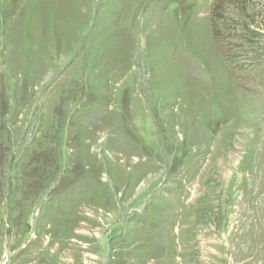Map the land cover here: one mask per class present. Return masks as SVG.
Masks as SVG:
<instances>
[{
	"label": "rangeland",
	"instance_id": "rangeland-1",
	"mask_svg": "<svg viewBox=\"0 0 264 264\" xmlns=\"http://www.w3.org/2000/svg\"><path fill=\"white\" fill-rule=\"evenodd\" d=\"M262 134L264 0H0V264H264Z\"/></svg>",
	"mask_w": 264,
	"mask_h": 264
},
{
	"label": "bare ground",
	"instance_id": "bare-ground-1",
	"mask_svg": "<svg viewBox=\"0 0 264 264\" xmlns=\"http://www.w3.org/2000/svg\"><path fill=\"white\" fill-rule=\"evenodd\" d=\"M237 96V95H236ZM233 97V96H232ZM238 97V96H237ZM239 99H241V97L239 98ZM242 102H243V99H242ZM244 103V102H243ZM231 105L234 107V109H233V111H232V113L231 114H228L226 117H225V119L226 120H230L231 122V125H230V127L228 128L229 130V132H231V131H233V129L234 128H236L237 126H236V119L235 118H237L236 117V114H237V116H240L242 113H245V110H244V106H243V104L240 102V101H238V99H234V98H232V100H231ZM246 114H248V113H246ZM251 117V116H250ZM238 119V118H237ZM239 119H241V117H239ZM249 120V119H248ZM245 121V120H244ZM247 121V120H246ZM242 122V121H241ZM244 123V122H243ZM248 123V122H247ZM252 123V122H251ZM241 125H243L242 123H240ZM245 124V123H244ZM249 125V124H248ZM248 125H247V127H248ZM251 125H253V124H251ZM236 126V127H235ZM244 127H245V125H243ZM242 127V126H241ZM241 127H239V128H241ZM249 127H250V125H249ZM251 128V127H250ZM237 129V128H236ZM242 129V128H241ZM252 129V128H251ZM250 129V130H251ZM235 130V129H234ZM243 130H245V129H243ZM247 130V129H246ZM245 130V131H246ZM254 130V129H253ZM261 130V129H260ZM239 131V130H238ZM235 132H237V130L235 131ZM242 132H244V131H242ZM247 132H248V130H247ZM259 132V131H258ZM232 133V132H231ZM238 133V132H237ZM251 133V132H250ZM228 134H230V133H228ZM227 134V135H228ZM233 134H234V132H233ZM244 134H246V133H244ZM254 134V133H253ZM255 134H256V132H255ZM242 135V134H241ZM261 135V134H260ZM263 135V134H262ZM230 136H231V134H230ZM233 136V135H232ZM250 136V135H249ZM256 136V135H255ZM254 136V137H255ZM264 136V135H263ZM229 137V136H228ZM259 137V136H258ZM240 138H242V136L240 137ZM247 138V137H246ZM245 138V139H246ZM249 139V138H248ZM251 140H252V138H250ZM249 139V140H250ZM256 139H259V138H255V142H256ZM260 140V139H259ZM262 140V139H261ZM240 141V139L238 140V142ZM241 143H242V141H240ZM239 142V143H240ZM250 142V141H249ZM257 142H258V140H257ZM240 143V144H241ZM245 143V142H244ZM263 143V142H262ZM246 145H247V143H245ZM257 144V143H256ZM260 144V143H259ZM244 145V144H243ZM249 145H251V144H248V146ZM258 145V144H257ZM263 145V144H262ZM241 146V145H240ZM260 147H261V145H260ZM245 148V147H244ZM248 149H249V147H248ZM256 149H257V147H256ZM246 150V149H245ZM247 152V151H246ZM260 152V151H259ZM263 152V151H262ZM250 152L248 151L247 152V154H249ZM252 153H253V151H252ZM257 153V152H256ZM261 153V152H260ZM254 154V153H253ZM261 154H263V153H261ZM261 154H259L260 156H261ZM257 155V154H256ZM247 156V155H246ZM252 157V156H251ZM260 158V157H259ZM204 159V158H203ZM250 159V158H249ZM248 159V160H249ZM253 159V158H252ZM210 160V159H209ZM250 161V160H249ZM262 161H263V159H262ZM256 162H257V160H256ZM255 163V162H254ZM204 165V164H203ZM251 165V164H250ZM252 165H254L253 163H252ZM257 165H258V163H257ZM260 165H258V167H259ZM264 166V165H263ZM210 167V166H209ZM208 167V168H209ZM252 167V166H251ZM250 167V168H251ZM263 168V167H262ZM204 170H205V167H204ZM203 170V171H204ZM260 170V169H259ZM202 171V170H201ZM251 171V170H250ZM205 173L206 172H208V171H204ZM210 172V171H209ZM219 173V172H218ZM257 173V172H256ZM204 174V173H203ZM209 174V173H208ZM255 174V173H254ZM201 175V174H200ZM210 175V174H209ZM257 175V174H256ZM260 175H262V174H260ZM206 176H207V174H204V177L206 178ZM203 177V178H204ZM236 177V176H235ZM259 177H261V176H259ZM204 178V179H205ZM214 178V177H213ZM213 178H212V180H213ZM262 178H263V176H262ZM201 179V178H200ZM208 179V178H207ZM207 179H205V181L207 180ZM236 179V178H235ZM260 179V178H259ZM215 180V179H214ZM237 180V179H236ZM209 181V180H208ZM243 181V182H242ZM241 182V184H244L245 182H244V179L242 180ZM251 181L253 182V177L251 178ZM250 181V182H251ZM218 182V181H217ZM216 182V183H217ZM220 182V181H219ZM228 183H229V181H227ZM251 182V183H252ZM254 182H256V181H254ZM261 182V181H260ZM207 183V182H206ZM209 183V182H208ZM216 183H214V184H216ZM235 183V182H234ZM239 183V182H238ZM249 183V182H248ZM261 183H263V182H261ZM203 184V183H202ZM201 184V185H202ZM213 184V183H212ZM212 184H210V185H212ZM218 184V183H217ZM231 184V183H230ZM236 184H237V182H236ZM253 184V183H252ZM205 185V184H204ZM208 186H209V184H207ZM206 185V186H207ZM229 185V184H228ZM264 185V184H263ZM203 186V185H202ZM222 186H223V184H222ZM237 186V185H236ZM254 186V185H253ZM260 186V185H259ZM258 186V187H259ZM201 187V186H200ZM213 187H216V186H213L212 185V188ZM218 187V186H217ZM220 187V186H219ZM224 187V186H223ZM231 187V186H230ZM245 187V186H244ZM250 187V186H249ZM199 188V187H198ZM211 188V189H212ZM220 188H222V187H220ZM227 188H229V187H227ZM227 188H226V191H227ZM236 188V187H235ZM253 188V187H252ZM261 188H263L262 186H261ZM218 189V188H217ZM230 189V188H229ZM247 189H249V188H247ZM251 189V188H250ZM249 189V190H250ZM203 190V189H202ZM215 190H216V188H215ZM225 190V189H224ZM245 190V189H244ZM257 190H259L258 188H257ZM264 189H262L261 190V192L263 191ZM199 191V190H198ZM217 191V190H216ZM243 191V190H242ZM248 191V190H247ZM256 191V190H255ZM204 192V191H203ZM206 192V191H205ZM205 192L203 193V195L205 194ZM222 192V191H221ZM244 192H246V191H244ZM249 192V191H248ZM219 193V192H218ZM218 193H214V194H218ZM224 193V192H223ZM229 193H231L232 194V192H229ZM253 193H255V192H253ZM264 193V192H263ZM210 194V193H209ZM236 195V194H235ZM250 195H251V190H250ZM249 195V196H250ZM255 195V194H254ZM256 195H257V192H256ZM209 196V195H208ZM218 196H221V195H218ZM218 196H215V197H218ZM245 196V195H244ZM258 196V195H257ZM214 197V196H213ZM232 197H234V196H232ZM259 197V196H258ZM198 198V197H197ZM223 198H224V196H223ZM230 198V197H229ZM239 198V197H238ZM246 198H247V195H246ZM250 198H251V196H250ZM254 198V197H253ZM252 198V199H253ZM200 199H201V197H200ZM208 199V198H207ZM210 199V198H209ZM212 199V198H211ZM232 199V198H231ZM260 199V198H259ZM262 199V198H261ZM205 200V199H204ZM204 200H202V202L204 201ZM219 200H222V199H219ZM227 200V199H226ZM233 200V199H232ZM241 200V199H240ZM244 200V199H243ZM243 200L241 201L242 203H243ZM245 200H247V199H245ZM263 200V199H262ZM199 201V200H198ZM231 201V200H230ZM201 202V204L199 205L200 206V209H199V211H198V213H197V215H196V217L195 218H192V220L190 219V222L188 223V220L186 221L187 222V224H186V226H185V228H184V230L183 231H181V232H183L182 234H185V235H187L186 233L189 231V230H195L196 232H195V234L193 233V234H190L189 236H185V237H187V239L186 240H191V241H195V243H199V244H201V245H199V246H201L202 248H213L214 250H219L220 252L218 253V255H216L215 256V258H216V260H221V261H225V259H226V255L227 254H229L228 253V250H230L231 251V249H229L231 246H229L231 243L233 244V242H231L232 240L231 239H229V237L227 236V238H225V240H223V238L222 239H220V229H221V226H224L223 224L221 225V221L219 220V217H216V216H212V214L211 213H208V214H205V210H206V208H205V204L204 203H202ZM216 202V201H215ZM225 202V201H224ZM249 202H251V200H249ZM211 203H213V202H211ZM220 203H221V201H220ZM239 203V202H238ZM246 203V202H245ZM244 203V204H245ZM259 203V202H258ZM226 204H229V203H226ZM243 204V205H244ZM253 204V203H252ZM221 205V204H220ZM225 205V204H224ZM212 206V205H211ZM216 206V205H215ZM251 206V205H250ZM208 207H209V205H208ZM235 207V206H234ZM262 207V206H261ZM188 208V207H187ZM195 208V207H194ZM210 208V207H209ZM242 208V207H241ZM252 208H253V206H252ZM258 208V207H257ZM260 208V207H259ZM189 209V208H188ZM208 209V208H207ZM226 209V208H225ZM238 210H240L239 208H237ZM195 210V209H194ZM193 210V211H194ZM209 210V209H208ZM218 210V209H217ZM236 210V209H235ZM245 210V209H244ZM262 210L264 211V209H263V207H262ZM234 211V210H233ZM259 211V210H258ZM188 212H190V211H188ZM229 212V211H228ZM243 212V211H242ZM260 213H261V211H259ZM191 213V212H190ZM237 213V212H236ZM239 213V212H238ZM247 213V212H246ZM235 214V213H234ZM245 214V213H244ZM250 214V213H249ZM252 214V213H251ZM255 213H253V215H254ZM264 214V213H263ZM216 215V214H215ZM230 215V214H229ZM239 215V214H238ZM242 216V215H241ZM245 215H243V217H244ZM258 216H259V214H258ZM261 216H262V214H261ZM226 217V216H225ZM235 217H239V216H236V214H235ZM247 218H248V215H247ZM260 218V217H259ZM241 219V218H240ZM252 219V218H251ZM248 220V219H247ZM254 220V219H253ZM262 220V219H261ZM230 221H232V220H230ZM236 222H238V221H236ZM240 222V221H239ZM244 222V221H243ZM243 222H242V224H243ZM245 222H247V221H245ZM256 222V221H255ZM261 222V221H260ZM235 223V222H234ZM257 223V222H256ZM245 224V223H244ZM246 224H248V223H246ZM249 224H251V222H249ZM262 224V223H261ZM257 225V224H256ZM255 225V226H256ZM264 225V224H263ZM34 226V225H33ZM233 226V225H232ZM238 226V225H237ZM249 226V225H248ZM236 227V226H235ZM234 227V228H235ZM241 227V226H240ZM250 227V226H249ZM259 227H260V225H259ZM228 228V227H227ZM232 228V227H231ZM233 228V229H234ZM251 228L253 229V227L251 226ZM255 228H258V226H256ZM240 229V228H239ZM261 229V228H260ZM230 230V229H229ZM228 230V231H229ZM237 230V229H236ZM248 230H249V228H248ZM187 231V232H186ZM234 231V230H233ZM255 231V230H254ZM260 230H258V232H259ZM184 232H186V233H184ZM237 232V231H236ZM239 232V231H238ZM237 232V233H238ZM246 232H247V230H246ZM249 232V231H248ZM252 232V231H251ZM228 233V232H227ZM229 233H230V231H229ZM236 233V234H237ZM260 233V232H259ZM223 234V233H222ZM225 234V233H224ZM223 234V235H224ZM247 234V233H246ZM261 234V233H260ZM240 235V234H239ZM242 235H243V233H242ZM245 235V234H244ZM256 235V234H255ZM185 237H184V240H185ZM232 238V237H231ZM259 238V237H258ZM261 238V237H260ZM259 238V239H260ZM256 239H257V237H256ZM263 239V238H262ZM261 239V240H262ZM236 240V239H235ZM240 240V239H239ZM241 240H242V238H241ZM240 240V241H241ZM255 242V241H254ZM260 242V241H259ZM263 242V241H262ZM186 243H187V241H186ZM252 243V242H251ZM240 244V243H239ZM238 244V245H239ZM259 244V243H258ZM263 244V243H262ZM264 245V244H263ZM263 245H262V247H263ZM257 246H259V245H257ZM260 247V246H259ZM216 248V249H215ZM235 248V247H234ZM255 248H256V245H255ZM259 250H260V248H259ZM261 250H263L262 252H264V248H261ZM256 251V250H255ZM257 252V251H256ZM260 252V251H259ZM232 253H233V251H232ZM236 254V253H235ZM214 256V255H213ZM230 256V255H229ZM220 261V262H221ZM238 261V259L236 258V256L234 255L232 258H231V263L232 264H235L236 262ZM241 261V260H240ZM244 261V260H243ZM252 261L253 260H248V261H245V262H243L242 264H251L252 263ZM213 262V261H212ZM226 262V261H225ZM241 263V262H240Z\"/></svg>",
	"mask_w": 264,
	"mask_h": 264
},
{
	"label": "trees",
	"instance_id": "trees-1",
	"mask_svg": "<svg viewBox=\"0 0 264 264\" xmlns=\"http://www.w3.org/2000/svg\"><path fill=\"white\" fill-rule=\"evenodd\" d=\"M215 6L212 8V11L214 10ZM213 14V13H212ZM211 17V16H210ZM212 30H213V35L215 37V32H214V28L212 27Z\"/></svg>",
	"mask_w": 264,
	"mask_h": 264
}]
</instances>
